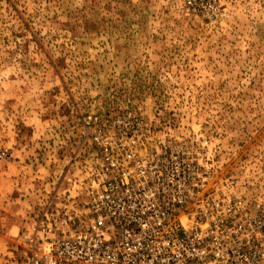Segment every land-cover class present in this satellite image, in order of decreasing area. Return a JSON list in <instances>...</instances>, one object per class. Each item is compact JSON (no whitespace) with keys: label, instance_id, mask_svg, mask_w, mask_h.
Returning <instances> with one entry per match:
<instances>
[{"label":"rangeland","instance_id":"1","mask_svg":"<svg viewBox=\"0 0 264 264\" xmlns=\"http://www.w3.org/2000/svg\"><path fill=\"white\" fill-rule=\"evenodd\" d=\"M127 112L194 118L264 264V0H0V264L75 208L86 117Z\"/></svg>","mask_w":264,"mask_h":264},{"label":"built area","instance_id":"2","mask_svg":"<svg viewBox=\"0 0 264 264\" xmlns=\"http://www.w3.org/2000/svg\"><path fill=\"white\" fill-rule=\"evenodd\" d=\"M158 116L86 117L80 191L65 190L75 208L18 264H252L245 233L260 227L227 179L214 182L209 139L193 117Z\"/></svg>","mask_w":264,"mask_h":264}]
</instances>
